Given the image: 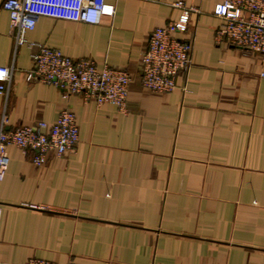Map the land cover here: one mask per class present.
Returning a JSON list of instances; mask_svg holds the SVG:
<instances>
[{
    "label": "crops",
    "instance_id": "0c3cea01",
    "mask_svg": "<svg viewBox=\"0 0 264 264\" xmlns=\"http://www.w3.org/2000/svg\"><path fill=\"white\" fill-rule=\"evenodd\" d=\"M3 0H0V5ZM190 13L191 65L175 89L140 82L150 33ZM222 0H107L98 25L41 18L28 42L90 59L130 77L125 112L26 81L27 45L16 47L0 7V96L5 130L75 115L74 152L35 167L14 147L0 182V264H264V55L217 44Z\"/></svg>",
    "mask_w": 264,
    "mask_h": 264
},
{
    "label": "built area",
    "instance_id": "2783aa9c",
    "mask_svg": "<svg viewBox=\"0 0 264 264\" xmlns=\"http://www.w3.org/2000/svg\"><path fill=\"white\" fill-rule=\"evenodd\" d=\"M171 6L180 10L178 18L154 29L141 56V85L156 94L170 93L175 80L186 75L191 65L192 43L178 37L187 32L190 13L198 10L185 6L182 1ZM10 28L14 31L16 47L27 45L31 54L32 70L26 81H37L61 91L63 99L83 95L97 105L109 104L125 112L130 75L107 64L98 66L90 59H71L62 51L44 44L28 42L26 34L41 18L98 25L104 16L114 15V6L107 0H3ZM212 14L222 20L215 31L217 44L232 46L264 55V0H222ZM13 69L0 67V96L6 97L11 86ZM264 77V74H262ZM6 119L0 124V182L8 163V148L14 147L24 156H30L35 167L45 164L49 153L63 156L74 152L79 141L75 115L63 110L53 123L38 122L32 126H19L5 130ZM24 264H54L29 259Z\"/></svg>",
    "mask_w": 264,
    "mask_h": 264
}]
</instances>
